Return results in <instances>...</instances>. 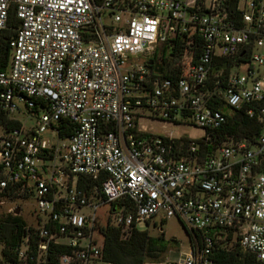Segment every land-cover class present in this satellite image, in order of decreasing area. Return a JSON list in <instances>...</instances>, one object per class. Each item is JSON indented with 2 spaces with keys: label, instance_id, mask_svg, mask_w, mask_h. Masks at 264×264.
Listing matches in <instances>:
<instances>
[{
  "label": "built area",
  "instance_id": "1",
  "mask_svg": "<svg viewBox=\"0 0 264 264\" xmlns=\"http://www.w3.org/2000/svg\"><path fill=\"white\" fill-rule=\"evenodd\" d=\"M12 10L0 114L20 125L0 137V195L28 212L0 264H112L102 228L126 239L160 214L192 235L173 264L236 245L264 264V0H0V39ZM172 50L182 70L168 78ZM224 108L263 132H231ZM142 120L205 135H153Z\"/></svg>",
  "mask_w": 264,
  "mask_h": 264
},
{
  "label": "trees",
  "instance_id": "2",
  "mask_svg": "<svg viewBox=\"0 0 264 264\" xmlns=\"http://www.w3.org/2000/svg\"><path fill=\"white\" fill-rule=\"evenodd\" d=\"M97 1V0H95ZM19 25L15 10H12L9 17V26L3 31L0 39V59L2 67L6 66L9 54V40L14 32L11 30ZM164 52L163 60L166 68L163 75L168 78L175 77L181 73L179 62L182 60V53L178 55L177 50ZM218 106V103L215 104ZM221 107V106H219ZM224 112L229 115L231 132H237L243 136H259L263 132V126L256 120L249 119L244 111L231 112L224 108ZM17 121H11L0 114V127L6 131L19 126ZM63 137L71 135L70 124L67 121L60 122ZM96 183L85 177L79 179V186L87 190L94 187ZM1 197V195H0ZM26 220L18 215L8 214L0 220V245H4V254L9 258L12 256V249L18 245L22 235ZM186 229V228H185ZM187 230V229H186ZM189 239L192 235L189 233ZM104 237L105 259L112 264H150L160 261L165 256L168 245L175 240H166L164 236L154 237L147 231L132 229L131 234L125 239L122 231L116 227L106 226L102 228ZM214 264H251L253 258L245 255L238 245L230 252L217 248L212 254Z\"/></svg>",
  "mask_w": 264,
  "mask_h": 264
},
{
  "label": "rangeland",
  "instance_id": "3",
  "mask_svg": "<svg viewBox=\"0 0 264 264\" xmlns=\"http://www.w3.org/2000/svg\"><path fill=\"white\" fill-rule=\"evenodd\" d=\"M243 71L244 68H242V72ZM262 71H264V68ZM140 128L146 129L148 133L153 135L168 136L172 133L175 138L186 136L193 141H197L205 135L204 130L194 126L176 127L169 123L158 121L142 120L140 121ZM4 130L3 127H0V137L4 133ZM17 209H21V213L18 215L27 220L28 210L23 203L14 201L10 198L0 197V220L8 214L14 215ZM102 211L103 210L100 212ZM139 229L141 231H147L154 237L164 236L167 241L172 239L175 240L168 245V250L160 261L150 264H173L186 257L190 246L189 234L178 219L163 220V215L160 214L151 224H141ZM1 251L2 248L0 245V255Z\"/></svg>",
  "mask_w": 264,
  "mask_h": 264
},
{
  "label": "water",
  "instance_id": "4",
  "mask_svg": "<svg viewBox=\"0 0 264 264\" xmlns=\"http://www.w3.org/2000/svg\"><path fill=\"white\" fill-rule=\"evenodd\" d=\"M148 64L152 66L154 64V62L150 61ZM156 71L160 72V65L156 66ZM19 213H20V209H17L15 214L18 215Z\"/></svg>",
  "mask_w": 264,
  "mask_h": 264
}]
</instances>
